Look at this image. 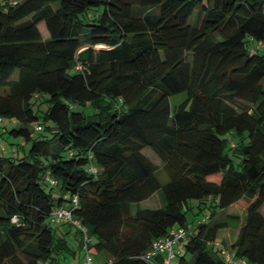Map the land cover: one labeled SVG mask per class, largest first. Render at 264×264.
<instances>
[{
  "label": "trees",
  "instance_id": "trees-1",
  "mask_svg": "<svg viewBox=\"0 0 264 264\" xmlns=\"http://www.w3.org/2000/svg\"><path fill=\"white\" fill-rule=\"evenodd\" d=\"M260 44L264 0H0V264H163L180 227L176 264H264Z\"/></svg>",
  "mask_w": 264,
  "mask_h": 264
},
{
  "label": "rangeland",
  "instance_id": "rangeland-1",
  "mask_svg": "<svg viewBox=\"0 0 264 264\" xmlns=\"http://www.w3.org/2000/svg\"><path fill=\"white\" fill-rule=\"evenodd\" d=\"M259 46H260L259 48H264L263 44H260ZM84 47L85 46H82L80 49H83ZM185 98H186V92H184V91L172 95L170 97L171 108L174 109L175 106H177ZM18 140L21 141L23 139L19 138ZM3 146L5 147L4 150H6V148H7V150L5 151V154L7 153V151H8V153H10V151H12V150H14L13 151L14 153H17V152H15V149H18V153L20 155H22L24 153V151H23L24 149H25V151H28L30 144H29V142H26V143H24V146H14L13 148H9V146L7 144H5V145L3 144ZM159 176H160L162 181L166 180L165 179L166 174L164 173L163 170H159ZM193 202L195 203V201H193ZM155 206L156 205H153V207H155ZM240 209H241V207L238 205L230 213L231 214L238 213V211ZM262 211L264 213V208H263ZM196 212H197L196 208L194 209V211L189 212L188 216H189V220L190 221L202 218L206 212H209V210L208 209L202 210V212L199 213V214H197ZM219 216H220V218H224L225 217V213L223 211H221V212H219ZM233 224H235V222H233ZM53 229H54L55 237L56 238H58V237L61 238L62 235H61V233H59L58 227L57 226H53ZM65 237H66L68 246L72 250H74L75 253H79L83 257L85 252H84L83 248H81V246H80L81 234L79 232H77L75 228H72V230H70L68 232V234L65 235ZM175 248H176V251L178 252V254H177L176 257H174L172 259V264H176L178 259H179V257H180V255L185 254V240H181L179 243H177L175 245ZM63 254L64 255L60 257L61 264H71L72 253L69 250H66V252L63 253Z\"/></svg>",
  "mask_w": 264,
  "mask_h": 264
},
{
  "label": "built area",
  "instance_id": "built-area-1",
  "mask_svg": "<svg viewBox=\"0 0 264 264\" xmlns=\"http://www.w3.org/2000/svg\"><path fill=\"white\" fill-rule=\"evenodd\" d=\"M37 128H40L38 126ZM74 203H77V197L74 196L73 198ZM53 221L61 222V221H71L78 227H80L84 232L86 231L85 227L81 225V223L73 218V209L69 207H61L55 211L53 215ZM187 236V231L185 228H172L168 235L165 237L157 240L154 242L153 247L147 252L145 255L146 258H152L155 254L160 252L167 253L166 257L164 258L163 264H170V259L175 255L174 244L184 239ZM89 238L85 235V240ZM228 264H248L247 261L244 259H234L231 255H227ZM81 264H94L91 262V256L87 252V259ZM98 264H113L112 260H108L105 263H98Z\"/></svg>",
  "mask_w": 264,
  "mask_h": 264
},
{
  "label": "crops",
  "instance_id": "crops-1",
  "mask_svg": "<svg viewBox=\"0 0 264 264\" xmlns=\"http://www.w3.org/2000/svg\"><path fill=\"white\" fill-rule=\"evenodd\" d=\"M64 228V227H63Z\"/></svg>",
  "mask_w": 264,
  "mask_h": 264
}]
</instances>
